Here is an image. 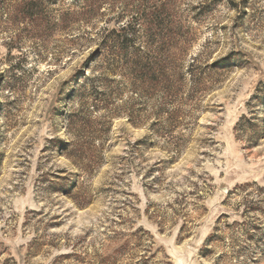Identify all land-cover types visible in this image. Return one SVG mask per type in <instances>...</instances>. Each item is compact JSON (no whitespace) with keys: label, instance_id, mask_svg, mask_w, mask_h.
<instances>
[{"label":"rangeland","instance_id":"374dc122","mask_svg":"<svg viewBox=\"0 0 264 264\" xmlns=\"http://www.w3.org/2000/svg\"><path fill=\"white\" fill-rule=\"evenodd\" d=\"M0 264H264V0H0Z\"/></svg>","mask_w":264,"mask_h":264}]
</instances>
